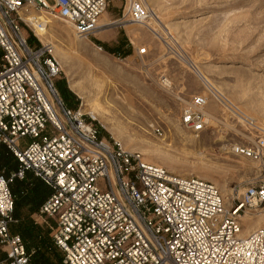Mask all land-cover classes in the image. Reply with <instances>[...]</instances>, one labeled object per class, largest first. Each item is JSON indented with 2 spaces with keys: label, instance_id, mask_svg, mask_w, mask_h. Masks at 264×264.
Returning <instances> with one entry per match:
<instances>
[{
  "label": "built area",
  "instance_id": "built-area-1",
  "mask_svg": "<svg viewBox=\"0 0 264 264\" xmlns=\"http://www.w3.org/2000/svg\"><path fill=\"white\" fill-rule=\"evenodd\" d=\"M50 1L0 0V148L17 163L8 176L0 174V264H31L25 242L10 231L17 224L11 186L27 173L50 190L38 216L53 223L50 240L62 264H264V224L242 236L245 215L264 208V174L240 196L223 198L213 183L169 172L101 137L95 120L60 97L59 63L37 31L46 29L44 13L88 40L100 30L108 2ZM150 15L132 1L117 22L138 25ZM161 84L171 86L165 78ZM202 84L205 93L182 106L180 127L199 138L214 104L244 133L229 145L232 154L263 163L264 132L222 92Z\"/></svg>",
  "mask_w": 264,
  "mask_h": 264
},
{
  "label": "rangeland",
  "instance_id": "rangeland-1",
  "mask_svg": "<svg viewBox=\"0 0 264 264\" xmlns=\"http://www.w3.org/2000/svg\"><path fill=\"white\" fill-rule=\"evenodd\" d=\"M46 1L51 5L50 0ZM132 1L156 12L161 24H154L152 28L129 22H125L124 26L116 24ZM107 2L101 23L114 25L88 40H78L66 23L44 13L39 15L46 20L47 38L69 57L68 61H64L66 58L53 54L61 69L56 80L60 97L69 108L80 107L81 112L91 117L88 107L70 90L69 81L82 82L90 89L88 75L92 72L93 79L97 78L105 86L96 100L109 121L107 126L95 121L101 137L116 140L122 149L137 151L147 162L169 172L210 180L222 197H225L222 185L226 182L228 192L225 195L228 196L225 198L236 193L240 196L254 177L264 174V162L260 164L237 157L228 151L229 145L241 142L233 128L238 134L244 133L214 104L207 108L209 128L199 136L201 144L184 146L180 143L175 127L179 125L181 108L192 95L204 94L205 88L204 81L175 54H184L197 61L215 90L237 104L256 124L264 126V0ZM165 42L173 52L166 48ZM29 43L32 44L31 40ZM141 48L145 49V54L139 57L137 52ZM163 78L170 82V88L162 87ZM59 84H64L62 88H66L71 95L62 97ZM105 94L107 99H104ZM224 119L230 122L229 126L223 125ZM155 128L160 130L161 137L154 134ZM220 135L225 139L216 141ZM141 136L162 147L169 145L174 159L164 160L152 153L142 152L149 147L139 142ZM184 151L190 155L185 156ZM0 152L1 173L10 161L4 150ZM209 153L213 155L212 158L207 157L211 159L210 163L201 165L198 159ZM226 157L227 162L223 160ZM28 184V179H24L12 187L15 206L19 212H24L23 218L12 230L17 231L19 226L25 225L48 243L44 252L42 248L38 251L36 242L25 241L30 248L31 264L56 262V259H61V253L50 240L49 227L53 223L38 216L40 201L45 193L37 183L30 191ZM260 213H264V208L250 213V219L245 220L243 236H247L248 227L256 226V216ZM259 218L261 226L264 217ZM3 257L0 250V260Z\"/></svg>",
  "mask_w": 264,
  "mask_h": 264
},
{
  "label": "bare ground",
  "instance_id": "bare-ground-1",
  "mask_svg": "<svg viewBox=\"0 0 264 264\" xmlns=\"http://www.w3.org/2000/svg\"><path fill=\"white\" fill-rule=\"evenodd\" d=\"M142 1V0H141ZM143 5V4H142ZM149 12H151V15H150V19L144 23H142L143 25H145L147 28L150 27L152 28L154 26V24L156 25H159L161 24L160 21H159V18L158 16L156 15V12H154L153 10H151L150 8H146ZM102 17V16H101ZM100 21V20H99ZM63 22V21H62ZM65 23V22H64ZM120 22L116 23V24H120ZM67 24V23H66ZM47 25V24H46ZM68 25V24H67ZM114 24H105V25H101L100 22H99V26L101 27L100 30L96 33V34H99L101 33L102 31L106 30L107 28H109L110 26H112ZM140 25V24H138ZM70 26V25H68ZM71 27V26H70ZM163 29V28H162ZM168 30V29H167ZM46 31H47V26H46V29L44 31H37V35L40 36V38H42L41 40L42 41H45L47 40L48 42H51L48 38H47V35H46ZM49 31V30H48ZM51 31H53L51 29ZM95 34V35H96ZM77 38V37H76ZM78 39V38H77ZM78 40H85V39H78ZM52 44V42H51ZM79 45V44H77ZM165 46L166 48L173 52L171 47L169 46L168 43L165 42ZM80 50H82L81 46H77ZM52 53L53 54H57L59 57L61 56L62 58H66V59H63L64 61H68L69 57L68 55L66 54V52H63L62 50L59 51L58 47L53 45L52 44ZM174 48V47H173ZM184 55V54H183ZM183 55H180V54H175L176 58L180 59L181 61L185 62L190 68L193 69V71L201 78V80L204 81V83H207L211 86V89H213L215 92H218L217 90H215L213 88V84L211 83V81L204 75V73H202L200 67H199V63L193 59H189L188 57H185ZM55 57V56H54ZM108 71V70H107ZM114 73V72H112ZM88 81L90 83V89H87L83 84L82 82H79V81H76L74 79H71V81H69V88L72 92H74L76 95L79 96V98L83 101V103L85 104V106L88 107V111H89V114L91 115L92 119L95 120V121H98V122H101L102 124H104L105 126H107V122L108 121V118H107V114L101 109V107H99L97 104H96V100L98 99L99 95L102 93V90L105 88V86L101 85L100 81L96 79H93V74L92 72H89V75H88ZM108 86V85H106ZM109 87V86H108ZM220 93V92H218ZM104 99H107L106 97V94L104 95ZM208 115V113H207ZM209 116V115H208ZM250 117V116H249ZM251 118V117H250ZM227 119V118H226ZM254 123H255V127L259 130V131H263L264 132V126H262L261 124L258 125L256 124V121L251 118ZM230 122L229 121H225L224 119V123L223 125L225 126H229ZM110 127V126H109ZM176 131H177V135H178V139L180 141L181 144H183L184 146L185 145H188V146H193V145H197V144H201L200 143V138L198 139L197 137L195 136H192L188 133H185L183 131V129L179 126V125H176ZM231 128V127H230ZM233 131L236 133V135H241V134H238L237 131L233 128ZM213 134V133H212ZM225 139V136L223 135H220L216 141H221ZM162 141H163V138H162ZM139 142L147 145L149 148L148 149H143L142 152H149V153H152L154 154L156 157L160 158V159H164V160H172L174 159V157H172L170 155V152H171V147L169 145H166V146H159L151 141H149L148 139H146L144 136H141L140 137V140ZM120 145V144H119ZM121 146V145H120ZM124 150V149H123ZM127 151V150H126ZM228 151H230V153H232L231 151V148L228 149ZM183 154L185 156H188L190 155V153L184 151ZM192 155V154H191ZM213 155H211L210 153L209 154H206V155H202L200 156V159H198L199 163L203 166H207L208 163H210L211 159H207V157H211L212 158ZM214 158V157H213ZM145 160V159H144ZM227 162V157L225 159H223ZM230 160V159H229ZM146 161V160H145ZM252 161V160H251ZM233 162V161H232ZM254 162H259V161H254ZM150 163V162H149ZM261 164V162H259ZM231 164V163H230ZM236 164V163H234ZM211 165V164H210ZM210 181V180H209ZM228 192V183H224L222 185V193L223 195L226 197L228 195H225L227 194ZM223 197V198H225ZM259 217H264V213H260L256 216L257 218V222H259L260 218ZM250 219V214H246L245 215V218H243V220H248ZM257 227L255 226H250L246 229V234H250L253 230H255ZM243 236V234H242Z\"/></svg>",
  "mask_w": 264,
  "mask_h": 264
},
{
  "label": "trees",
  "instance_id": "trees-1",
  "mask_svg": "<svg viewBox=\"0 0 264 264\" xmlns=\"http://www.w3.org/2000/svg\"><path fill=\"white\" fill-rule=\"evenodd\" d=\"M97 45H99V44H97ZM63 86H64V84H62ZM62 85H57L58 86V89H59V91H60V93H61V95H62V97H67L68 96V94H70L68 91H67V89L66 88H62ZM71 95V94H70ZM67 106V105H66ZM68 107V106H67ZM5 151L6 152V157H8L9 158V160L8 161H10V163H9V165L7 166V167H4L3 169H2V171H1V173L3 174V175H5V176H8L9 175V173H11V172H13V171H15L16 170V168H17V163H16V160L12 157V155L9 153V152H7V150L5 149V148H0V151ZM1 155H2V153L0 152V158H2L1 157ZM0 173V174H1ZM16 182H18V181H15L14 183H16ZM14 183H13V185H14ZM13 185H12V187H13ZM12 187H11V191H12ZM19 222H17V224H18ZM16 225V224H15ZM14 225H12L11 227H10V231L13 233V234H19L20 236H21V238L23 239V241L25 242L26 240H28V241H26V242H29V243H31V242H36V244L38 245V251H40L41 250V248H42V250L45 252V251H47V248H48V243L45 241V240H43L37 233H36V235L35 234H33L32 233V231L30 230V228H26V226L24 225L23 227L22 226H19L18 228H17V231H13L12 230V227H13ZM34 235V236H33ZM38 240V241H37ZM25 242V245H26V249H27V251L28 252H30V248L28 247V245H27V243ZM51 246V245H50ZM45 264H62L61 263V259H56V262H53V261H46V263Z\"/></svg>",
  "mask_w": 264,
  "mask_h": 264
},
{
  "label": "crops",
  "instance_id": "crops-1",
  "mask_svg": "<svg viewBox=\"0 0 264 264\" xmlns=\"http://www.w3.org/2000/svg\"><path fill=\"white\" fill-rule=\"evenodd\" d=\"M104 17V16H103ZM100 24L101 25H105V23H101V18H100ZM25 179H28V181H29V184L27 185L28 186V189H30V191L34 188V183H37V184H39L40 186H42V188H43V191H44V193H45V197H43L42 198V200L40 201V205L47 199V197L49 196V194H50V190L46 187V186H44L38 179H36V178H34L33 176H32V174H30V173H27L26 174V177H25ZM12 187V186H11ZM40 207V206H39ZM23 216H24V212L23 211H21V212H19L18 211V207L17 206H15V208H14V218L17 220V222H19V220H21L22 218H23ZM259 224L260 223H256V226L255 227H257V226H259ZM247 233V232H246ZM245 233V234H246ZM247 235V234H246Z\"/></svg>",
  "mask_w": 264,
  "mask_h": 264
}]
</instances>
